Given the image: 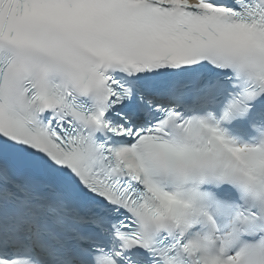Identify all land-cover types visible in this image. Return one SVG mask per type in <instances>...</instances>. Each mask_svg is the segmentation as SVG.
Here are the masks:
<instances>
[{
	"label": "snow or ice",
	"instance_id": "1",
	"mask_svg": "<svg viewBox=\"0 0 264 264\" xmlns=\"http://www.w3.org/2000/svg\"><path fill=\"white\" fill-rule=\"evenodd\" d=\"M0 264H264V0H0Z\"/></svg>",
	"mask_w": 264,
	"mask_h": 264
}]
</instances>
